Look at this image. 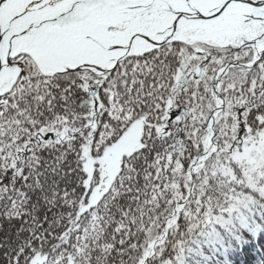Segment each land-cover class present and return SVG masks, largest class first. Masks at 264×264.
I'll use <instances>...</instances> for the list:
<instances>
[{
  "label": "snow or ice",
  "instance_id": "6c2138e0",
  "mask_svg": "<svg viewBox=\"0 0 264 264\" xmlns=\"http://www.w3.org/2000/svg\"><path fill=\"white\" fill-rule=\"evenodd\" d=\"M264 197V0H0V264H172Z\"/></svg>",
  "mask_w": 264,
  "mask_h": 264
},
{
  "label": "trees",
  "instance_id": "16d2710c",
  "mask_svg": "<svg viewBox=\"0 0 264 264\" xmlns=\"http://www.w3.org/2000/svg\"><path fill=\"white\" fill-rule=\"evenodd\" d=\"M231 213L214 210L213 217L189 230L185 219L166 250L172 264H264V197Z\"/></svg>",
  "mask_w": 264,
  "mask_h": 264
}]
</instances>
